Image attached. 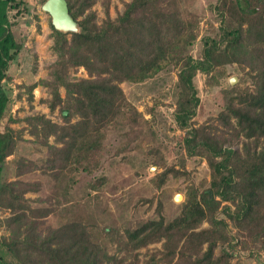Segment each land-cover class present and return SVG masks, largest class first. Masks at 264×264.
I'll return each instance as SVG.
<instances>
[{
	"label": "trees",
	"instance_id": "obj_1",
	"mask_svg": "<svg viewBox=\"0 0 264 264\" xmlns=\"http://www.w3.org/2000/svg\"><path fill=\"white\" fill-rule=\"evenodd\" d=\"M67 1L80 30L64 32L54 27L57 59L54 80L47 84L52 88L50 108L59 105L64 118L55 134L64 149L60 158L51 159V176L62 180L81 168L92 172L99 162L104 129L126 111L133 112V120L140 114L120 84L143 81L174 63L180 67L181 86L175 119L185 131L187 154L207 160L210 187L193 195L172 220L166 221L160 214L158 219L126 229L124 235H113L111 242L126 250L123 256L111 253L81 220L50 227L44 235L38 231L39 220L53 208L33 207L26 196L37 190L38 183L24 179L1 182L5 160L14 153L18 140L17 131L7 125L0 131V208L10 211L5 222L11 235L0 236V245L7 247L18 264H138L134 251L160 241V258L166 262L177 256L183 264H230L231 255L214 252L220 224L227 227L232 223L264 242V142H260L264 136V8L259 9L264 0H218L216 11L224 20L229 15L236 22L227 19L220 38L206 36L199 59L186 51L192 40L184 37L191 33L178 0H131L116 18L109 13V0H104L106 17L101 22L92 9L99 0ZM24 2L0 0V80L7 77L10 61L19 49L9 13ZM226 61L247 65L254 72L255 87L230 98L216 122L198 124L194 117L200 98L194 77L198 71L208 73ZM81 66L88 77L71 79L70 68ZM60 86L66 89L65 97ZM8 102L0 85V119ZM74 117L78 118L73 121ZM30 118L45 124V135H51L45 115ZM170 173L180 172L165 169L158 175L159 186ZM218 212L224 216L219 218ZM206 219L211 225L199 229ZM2 223L0 219V226ZM130 257L133 259L128 260ZM0 264L12 263L0 253Z\"/></svg>",
	"mask_w": 264,
	"mask_h": 264
},
{
	"label": "rangeland",
	"instance_id": "obj_2",
	"mask_svg": "<svg viewBox=\"0 0 264 264\" xmlns=\"http://www.w3.org/2000/svg\"><path fill=\"white\" fill-rule=\"evenodd\" d=\"M102 1L92 7L99 22L106 17ZM129 1L109 0L111 17L116 18ZM44 2L25 0L20 8L9 13L19 49L15 50L10 61L7 77L0 80L9 96L8 106L0 119V131L10 125L17 131L18 140L14 153L5 160L1 182L24 179L38 183L37 190L26 193L30 204L53 208L47 217L39 220L38 231L42 234L66 221L81 220L111 253L123 256L126 250L111 242L113 235H124L126 229H135L145 221L158 219L160 214L166 221L172 220L184 210L193 195H199L210 187L207 160L187 154L185 131L175 119L181 90L180 67L168 63L143 81H123L120 85L128 102L140 112L136 120H133L132 111H126L104 129L99 162L92 172L81 168L68 173L62 180H56L50 174L51 159L60 158L63 154L64 145L55 139V134L64 118L59 105L55 109L50 108L52 88L47 82L54 80L53 65L57 54L53 49L52 17L42 8ZM217 2L178 0L191 33L184 37L192 40L186 51L195 59L202 56L206 36L220 38L227 19L236 22L229 15L223 19L216 11ZM242 2L245 3L244 0ZM263 8L261 4L259 9ZM253 74L247 65L236 61L222 62L208 73L198 71L194 82L200 102L194 121L198 124L216 122V117L230 98L254 89ZM68 76L79 79L88 77V73L82 66L71 67ZM232 78H235L234 82H231ZM59 91L62 97L66 96L64 86H60ZM37 114L48 118L46 125L51 130L50 136L45 135V124L30 118ZM260 142L263 144L264 136ZM238 144L241 145L240 142ZM171 167L180 173L168 174L159 186V173ZM9 212L0 208L2 239L11 235L5 222ZM217 216L222 218L224 215L218 212ZM210 225V220L206 219L199 229ZM217 234L219 242L215 255L224 252L231 255L230 264H264L262 239L247 235L232 223L227 227L220 224ZM162 248L160 241L137 249L134 253H138V264L184 263L177 256L172 262L160 258L163 256L159 251ZM0 253L7 262L18 264L2 244ZM222 263L227 264L225 261Z\"/></svg>",
	"mask_w": 264,
	"mask_h": 264
},
{
	"label": "water",
	"instance_id": "obj_3",
	"mask_svg": "<svg viewBox=\"0 0 264 264\" xmlns=\"http://www.w3.org/2000/svg\"><path fill=\"white\" fill-rule=\"evenodd\" d=\"M42 8L52 17L53 26L61 31H79V23L70 13L67 0H45ZM235 78L231 79L234 82Z\"/></svg>",
	"mask_w": 264,
	"mask_h": 264
},
{
	"label": "bare ground",
	"instance_id": "obj_4",
	"mask_svg": "<svg viewBox=\"0 0 264 264\" xmlns=\"http://www.w3.org/2000/svg\"><path fill=\"white\" fill-rule=\"evenodd\" d=\"M178 198H181V196H180V195H178Z\"/></svg>",
	"mask_w": 264,
	"mask_h": 264
}]
</instances>
